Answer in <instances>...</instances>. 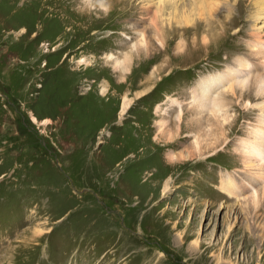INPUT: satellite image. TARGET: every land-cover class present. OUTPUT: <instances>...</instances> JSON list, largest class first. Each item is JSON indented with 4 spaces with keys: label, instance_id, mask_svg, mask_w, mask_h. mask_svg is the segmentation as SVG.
<instances>
[{
    "label": "rangeland",
    "instance_id": "obj_1",
    "mask_svg": "<svg viewBox=\"0 0 264 264\" xmlns=\"http://www.w3.org/2000/svg\"><path fill=\"white\" fill-rule=\"evenodd\" d=\"M186 2L190 23L169 24L160 0H0V264H264V208L254 223L221 188L251 192L236 152L257 122L242 109L250 97H232L228 142L205 156L191 130L167 140L178 124L168 98L184 101L188 128L190 91L249 56L264 0H218L212 17ZM140 20L153 45L155 22L164 48L133 55L124 72L106 55L141 38ZM169 151L190 157L163 195L148 175Z\"/></svg>",
    "mask_w": 264,
    "mask_h": 264
},
{
    "label": "bare ground",
    "instance_id": "obj_2",
    "mask_svg": "<svg viewBox=\"0 0 264 264\" xmlns=\"http://www.w3.org/2000/svg\"><path fill=\"white\" fill-rule=\"evenodd\" d=\"M218 3V0H190V4L196 5L197 11L200 12V14H196L202 16L207 14L211 17ZM100 5L101 7L105 8L104 3H101ZM187 5L188 3L186 2L185 4V0H160L158 8H161L159 12L163 13V16L166 17L165 20L169 24H171L173 20L181 23L182 20H179L181 18H187L188 20L186 21L190 23V12L186 8ZM255 18H257L258 20H260V18H264V6L262 7V9H259ZM142 23L143 20H140V22L136 24V30L141 31V38L136 42L129 44L126 50L122 52L121 56H116L114 53H109L106 55L107 61H112L114 65L120 67L124 72L129 71L133 60V55H143L142 53L147 54L152 50L164 48V41L161 37L160 30L155 25V22H150V29H152L151 31H153L155 45H153L151 41L147 40L146 26ZM262 27H264V20H262V25L257 27L256 29V31L258 32L254 34L256 38H254V40L248 44V48L250 51L248 57H244L241 55L235 56V58L232 59V62L226 66V69L221 72L211 73L208 76L202 77L197 86L190 91V97L192 98L190 102L192 103V105H195L194 113L196 116L193 117L190 125L188 124V128L181 124L184 115V101L177 98L174 99L173 97L168 98L171 102V106L175 105L177 107L176 120L178 124L175 128L176 134H173L174 132L171 131L169 133L171 134V136L167 137V140L171 141L175 137L181 136L184 130H191V133H189V135L194 138L193 146L195 147V150L197 152L196 156L203 157L205 156V149L211 146L216 147L218 140L220 141L221 138L223 141L220 143V145L228 142V137H226L225 133L226 131H224V127L222 126L226 123L230 124L234 120L233 114L230 113V110H232L231 107L234 106L232 103V97H234L236 99V103L239 104V99H241L244 94L250 97L248 99H245L242 104V109L256 110L258 112L257 122L248 132L247 138H244L240 141L238 145L239 150H237L236 152L240 154L244 159L243 161L246 170L243 171L245 174L243 180L246 181L247 187L251 189V192L247 194H238V191L235 190L237 187L234 189V191H231L229 187L230 184H228L227 187L225 183L221 188L223 190V193L236 194L237 203L241 204L243 210H245V213L249 215L250 218L254 219V223L257 222L255 221V218L258 219V212L262 209V207L264 208V184L259 185L261 181H264V72L261 73L252 71L253 67L255 66L264 67V29L262 30ZM193 43L196 44L197 42L194 40ZM189 45H187L186 47L185 44H182L181 46H179V48H181V51H183L185 50V48H188ZM252 58H254V60L256 61H253ZM83 62L85 61L81 59L78 63L81 64ZM172 69H170V71ZM248 72L256 73L252 74L251 80L249 79V76L242 77L243 73ZM253 89L255 93L253 92ZM101 95H103V98L108 95L106 88H102ZM252 97L254 98L252 99ZM253 100L255 102H253ZM109 101L110 100H107L106 103L109 104ZM131 105L132 98H130L129 96H124L121 105V113L124 114L125 112H127V110L130 109ZM165 123V119L160 121L158 120V129L161 134H163L165 131ZM218 123L221 124L219 125ZM214 132L220 133L221 137L218 138L217 134H215ZM160 133L156 134L155 136L159 140H161L159 136ZM212 135L215 137L213 138ZM180 141L177 140V142ZM174 144H176V142ZM220 145H218V147ZM207 151L209 152V150ZM188 156L189 155H185V153L183 152L177 154L173 151H169L167 153V162L164 165V169L158 168L157 166H155L154 168L152 167V170L150 169V171L154 173L149 174L148 178H159L161 180L159 183L161 185L162 183H164L162 188L163 195L167 194L172 189L171 186L175 181V178L173 179L175 174L181 171L183 172V170L181 169H184L187 166L183 163V159L187 158ZM170 173H172V175L168 176V174ZM162 179L165 180L162 181ZM177 181H175L174 183H176ZM248 228L251 229V232L254 231L251 224L248 226ZM177 236L179 237L180 241H183L181 233H179ZM198 245V241H196L191 246V249H197L196 246ZM219 261L220 260L218 258L217 262Z\"/></svg>",
    "mask_w": 264,
    "mask_h": 264
}]
</instances>
